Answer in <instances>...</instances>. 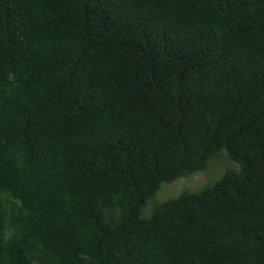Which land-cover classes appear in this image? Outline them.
Wrapping results in <instances>:
<instances>
[{
	"label": "trees",
	"instance_id": "obj_1",
	"mask_svg": "<svg viewBox=\"0 0 264 264\" xmlns=\"http://www.w3.org/2000/svg\"><path fill=\"white\" fill-rule=\"evenodd\" d=\"M0 264H264V0H0Z\"/></svg>",
	"mask_w": 264,
	"mask_h": 264
},
{
	"label": "rangeland",
	"instance_id": "obj_2",
	"mask_svg": "<svg viewBox=\"0 0 264 264\" xmlns=\"http://www.w3.org/2000/svg\"><path fill=\"white\" fill-rule=\"evenodd\" d=\"M236 169V164L228 159L224 151H221L212 159L205 170L180 177L172 183H162L154 197V201L162 202L178 195L182 190H198L218 180L226 170ZM148 208L150 207L148 206Z\"/></svg>",
	"mask_w": 264,
	"mask_h": 264
}]
</instances>
